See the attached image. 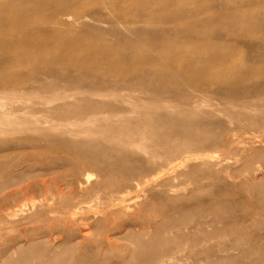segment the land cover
<instances>
[{
  "label": "rangeland",
  "instance_id": "obj_1",
  "mask_svg": "<svg viewBox=\"0 0 264 264\" xmlns=\"http://www.w3.org/2000/svg\"><path fill=\"white\" fill-rule=\"evenodd\" d=\"M66 1L0 0V264H264V0Z\"/></svg>",
  "mask_w": 264,
  "mask_h": 264
},
{
  "label": "bare ground",
  "instance_id": "obj_2",
  "mask_svg": "<svg viewBox=\"0 0 264 264\" xmlns=\"http://www.w3.org/2000/svg\"><path fill=\"white\" fill-rule=\"evenodd\" d=\"M71 1L72 0H67L66 3L71 2ZM0 7H1V5H0ZM59 11H61V13H64V12H66V8L60 9ZM10 20H12L11 22L13 23V25H12L13 27L10 28V30L7 29L8 30L7 36H9V38L12 40V42L15 43L16 47H23V45H25L26 39H27L24 36V34L26 33L25 27L19 26L17 24L18 20L16 21L14 18H11ZM128 205L129 204H127L126 206H128Z\"/></svg>",
  "mask_w": 264,
  "mask_h": 264
}]
</instances>
